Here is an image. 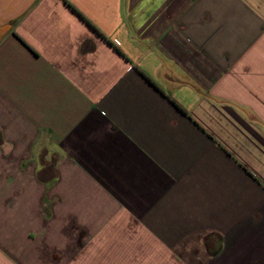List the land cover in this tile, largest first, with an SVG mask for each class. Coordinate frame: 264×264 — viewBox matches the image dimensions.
I'll use <instances>...</instances> for the list:
<instances>
[{
	"label": "crops",
	"instance_id": "0c3cea01",
	"mask_svg": "<svg viewBox=\"0 0 264 264\" xmlns=\"http://www.w3.org/2000/svg\"><path fill=\"white\" fill-rule=\"evenodd\" d=\"M0 264H264V0H0Z\"/></svg>",
	"mask_w": 264,
	"mask_h": 264
}]
</instances>
